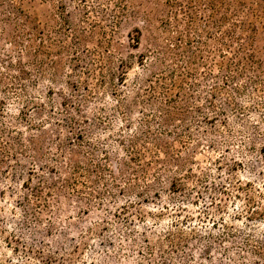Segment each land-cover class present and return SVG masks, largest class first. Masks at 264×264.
I'll return each instance as SVG.
<instances>
[{"label":"rangeland","instance_id":"obj_1","mask_svg":"<svg viewBox=\"0 0 264 264\" xmlns=\"http://www.w3.org/2000/svg\"><path fill=\"white\" fill-rule=\"evenodd\" d=\"M226 1L230 48L215 0H0V264H264V0Z\"/></svg>","mask_w":264,"mask_h":264},{"label":"trees","instance_id":"obj_2","mask_svg":"<svg viewBox=\"0 0 264 264\" xmlns=\"http://www.w3.org/2000/svg\"><path fill=\"white\" fill-rule=\"evenodd\" d=\"M190 2L192 3V2H196V0H190ZM174 3H176L175 4V7H177V12L176 11H171L170 12V14H173L172 15V17H168L167 19H164V20H162V19H160V23H162L163 24V29L164 30H166V28L167 27H173V25L171 24V19L172 20H174L176 23H178V14L181 12L183 15H186L187 17H188V19L190 20V22H191V24L192 23H194L195 22V16H192V14H191V11H187L182 5H180L177 1H175ZM231 6H233V4H230V2H228V1H226V0H215V5H214V11L212 12V14H211V17H212V20H213V24L215 25L214 27H215V29L217 30V32H218V35H219V37H217L216 38V40H214L215 42H216V44H218V45H224V46H226L225 48H230L229 46V44H226L223 40H222V38H220V35L223 33V30H222V27L230 20V17L229 16H227V12L226 13H222V11H221V9L220 8H229V7H231ZM20 13H21V15L23 16V15H25L22 11H20ZM229 13H231L232 14V11H229ZM234 13V12H233ZM25 23L28 25V26H34V27H36V24H34L32 21H31V18L29 17V15H25ZM146 21L148 22V23H150V24H152L151 23V21L150 20H148V19H146ZM38 24V23H37ZM238 26L236 25V23H233L232 24V29H230V30H226L224 33L230 38V39H232V40H235V36H236V33H235V29L237 28ZM18 29H19V32H18V36H17V38H20V37H22V36H25V35H27V37L26 38H31V39H28V40H30V41H34V38H39L40 40H42V37L40 36V35H38V34H35V33H30V31H28V30H25V28H24V24L22 25V27H18ZM161 32H166V31H161ZM223 33V34H224ZM155 34H157V33H155ZM48 38V37H47ZM153 43H152V45L154 46V48L156 49V50H159L160 49V51H158V53L157 54H160V55H168V53L167 52H169V51H179V43H175V45H174V47H173V49H171V48H163V47H161L160 45H159V39H160V37H159V35H155L154 37H153ZM15 43L16 44H18V42L17 41H15ZM103 46L101 47L102 49H103V56L104 57H106V63H107V68L109 69V72H110V77H111V79H113L114 78V76H115V73H114V71H113V69H112V64H113V61L111 60V58H110V49L109 48H111L112 47V44H111V41L110 40H106L103 44H102ZM28 47H32L33 48V44H31V45H29ZM34 49V48H33ZM161 49H164V50H161ZM240 49H241V52H243L244 51V47H242V46H240ZM34 52L36 53V50L34 49ZM66 52H67V50H66ZM45 54V55H48V53H46V52H44V51H42V50H38V52H37V55H39V54ZM151 53H153V52H151ZM74 55V54H73ZM194 53L193 52H191V57H194ZM75 56H77V53L75 54ZM98 56H99V53H98ZM155 57V56H154ZM157 58V57H156ZM242 60V59H241ZM241 60H239V61H241ZM121 62H120V64H119V66H122V67H124V65L125 64H123V60H120ZM55 69H58L57 67L56 68H54L53 70H55ZM241 69V68H240ZM55 75H56V73H53V78H51V79H48V81L49 82H51V83H57L58 81L56 80V77H55ZM125 76V74L123 73L122 74V77H124ZM121 79V78H120ZM156 79H157V77H156ZM177 83H179L180 85L178 86L179 88H181V85H182V81H174V83H173V85L172 86H175V87H177ZM159 87H161V89L165 92V93H168L169 92V89H167L166 87H164L163 85H160ZM149 88L150 89H152L153 90V92H154V88H153V86L152 85H149ZM130 114H132V113H130ZM134 149V147H133V145H131V150H133ZM138 158H139V156H135V158H131L130 160H134V162L135 161H137V162H139V160H138Z\"/></svg>","mask_w":264,"mask_h":264}]
</instances>
